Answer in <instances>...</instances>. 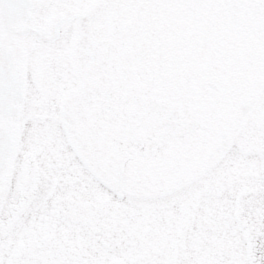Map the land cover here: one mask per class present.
Here are the masks:
<instances>
[{"label": "snow or ice", "instance_id": "1", "mask_svg": "<svg viewBox=\"0 0 264 264\" xmlns=\"http://www.w3.org/2000/svg\"><path fill=\"white\" fill-rule=\"evenodd\" d=\"M0 264H264V0H0Z\"/></svg>", "mask_w": 264, "mask_h": 264}]
</instances>
